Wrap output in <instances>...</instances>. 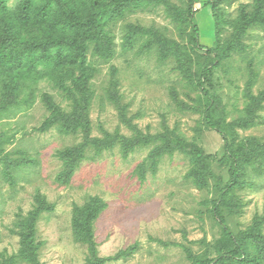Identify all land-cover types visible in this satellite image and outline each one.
Listing matches in <instances>:
<instances>
[{
  "label": "rangeland",
  "instance_id": "rangeland-1",
  "mask_svg": "<svg viewBox=\"0 0 264 264\" xmlns=\"http://www.w3.org/2000/svg\"><path fill=\"white\" fill-rule=\"evenodd\" d=\"M15 1L8 0L9 6ZM171 1L183 10L187 7L185 0ZM258 5L256 0H194L191 15L199 44L206 49L217 46L219 14L226 21L221 25L222 39L235 38L238 16L252 13ZM128 23L153 26L176 40L188 56L185 67L174 58L161 61L155 51L141 53L140 42L124 49ZM191 32L190 26L173 21L161 7L128 13L118 21L113 27L114 58L105 62L87 56L86 64L92 70L88 117L92 137L105 133L132 137L134 126L145 135L166 134L201 147L212 172L201 188L185 178L190 163L179 152L160 157L156 169L146 170L140 179L139 165L152 145L137 148L127 157L119 146L103 151L84 160L62 182L58 175L63 163L57 154L80 142L82 135L64 134L56 127L42 130V124L51 114L49 100L64 111L70 109L69 101L46 79L25 84L13 97L6 96L0 76V252H18L23 233L20 217L34 210L39 199L52 206L36 223L39 261L85 264L88 247L73 239L71 218L75 206L98 196L107 204L94 221L98 257L109 258L133 247L129 255L103 264H193L197 258L217 257L214 245L222 237V228L213 202L229 175L223 139L204 121L202 87L214 96L216 112L225 122H248L236 128L239 140L264 141V29L247 30L241 37L242 46L217 61L207 82L201 70L211 55L191 43ZM87 155L93 157L94 152ZM248 171L251 185L237 188L229 200L232 207L223 210L234 235L264 216V170ZM260 261L264 264V257Z\"/></svg>",
  "mask_w": 264,
  "mask_h": 264
},
{
  "label": "trees",
  "instance_id": "trees-1",
  "mask_svg": "<svg viewBox=\"0 0 264 264\" xmlns=\"http://www.w3.org/2000/svg\"><path fill=\"white\" fill-rule=\"evenodd\" d=\"M185 1L187 7L183 10L171 0H16L13 7L9 6L8 0H0V76L4 79L5 95L13 97V92L23 89L25 84L30 85L41 79L50 81L63 92L70 109L64 111L49 100L47 105L51 114L42 124V130L56 127L64 134L82 135L80 142L57 154L63 163L58 175L62 182H67L84 160L100 156L103 151L119 146L122 156L127 157L137 148L152 145L147 157L139 165L140 179L145 178L148 170L156 169L160 157L179 152L190 163L185 178L196 187L207 185L212 172L207 162L209 157L201 147L166 134L145 135L134 126H131L134 130L132 137L109 133L103 137H92L88 117L92 70L86 64L87 56L90 54L105 62L114 58L113 27L128 13L161 7L173 21L191 27L190 41L195 47L205 48L198 42V27L191 15L194 0ZM256 1L261 5L254 8L252 13L242 12L238 16L236 26L239 33L230 41L222 39L221 25L226 22L223 14L217 16V46L205 48L211 56L201 70L203 81L209 80L217 61L242 46L241 37L247 30L256 27L264 29V0ZM124 29V49H132L140 42L141 53L155 51L161 61L174 58L184 67L188 62V56L178 42L164 36L159 29L131 23L126 24ZM200 85L203 86L201 82ZM202 91L204 121L223 139V158L229 176L213 202L214 215L222 228V237L214 245L217 257L197 258L193 264H263L260 258L264 257V216L255 220L247 231L234 235L224 221L223 210L232 207L229 200L235 197L237 188L251 185L249 168L258 172L264 170V141L254 137L239 140L236 128L246 126L248 122H225V118L216 112L214 96L203 87ZM90 150L94 152L93 157L87 155ZM37 201L34 210L20 217L19 226L23 233L20 234L18 252L12 255L0 252V264H42L37 253L36 223L42 212L52 210V206L39 199ZM106 205L102 198L93 196L73 209L71 232L76 242L88 247L85 264H103L107 259L127 256L133 251L131 247L109 258L98 257L93 227Z\"/></svg>",
  "mask_w": 264,
  "mask_h": 264
}]
</instances>
